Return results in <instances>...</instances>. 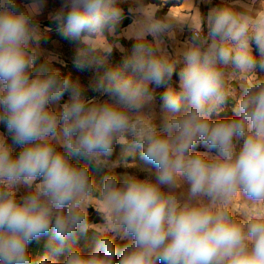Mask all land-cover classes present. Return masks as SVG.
<instances>
[{
	"label": "clouds",
	"instance_id": "9594fccd",
	"mask_svg": "<svg viewBox=\"0 0 264 264\" xmlns=\"http://www.w3.org/2000/svg\"><path fill=\"white\" fill-rule=\"evenodd\" d=\"M48 4L0 0V264H264V4L211 8L179 72L137 43L122 66L102 73L86 49L115 33L118 0ZM45 12L85 46L73 64L99 73L87 88L55 66L58 57L38 63ZM166 27L149 26L143 39ZM174 73L178 87L162 94L158 117L149 86ZM230 97L233 115L213 119ZM117 144L123 151L113 159ZM137 150L150 174H118L137 167L128 161ZM92 166L108 170L101 183ZM90 207L102 223H89ZM89 228L98 239L85 252L74 241ZM49 234V251L34 259L29 245Z\"/></svg>",
	"mask_w": 264,
	"mask_h": 264
},
{
	"label": "rangeland",
	"instance_id": "374dc122",
	"mask_svg": "<svg viewBox=\"0 0 264 264\" xmlns=\"http://www.w3.org/2000/svg\"><path fill=\"white\" fill-rule=\"evenodd\" d=\"M138 1L146 3L149 0H118V3L123 10H126L127 9L126 5L128 3H137ZM157 1H160V0H157ZM161 1H165V4L168 5V3L170 2L177 3L178 0H161ZM55 6H56V0H49L48 11H51ZM128 18L129 17L126 16V18H123L121 22L123 23L125 20H128ZM53 23L54 22L50 21L48 18V12H45L44 15L39 17V25H40L41 33H42V40L40 43L41 51L44 50V54H51L53 56L58 57L60 61H63V64L65 61L66 62L65 66L60 63L59 64L55 63V66L60 68L63 74H70L73 79H78L81 83H83L85 86L88 87L97 78L99 73L96 71L95 67L91 69L78 70L73 64V58L75 54L78 51L84 49L85 46L77 42H73V41L66 39L63 36L60 30V27L56 29L53 28V25H52ZM117 40H118L117 36H115L113 33L99 40L94 49H86L87 55L90 59H93V60L99 59L103 61V65L105 66H103L100 69V73L103 72L105 67L107 68V67H110L111 65H121L122 66L124 60L132 54L133 49H134V44L136 45V43H138V40H132L130 43L129 42L127 43V41L126 42L123 41V44L126 46V51H127L125 54H122L119 52H111L109 54L103 50L104 46L101 44L102 41L104 42L108 41L111 45L114 46L115 44L114 42H117ZM144 44L149 46L147 42ZM182 67H183L182 63H176V72H179ZM260 74L264 75V73H260ZM169 86L178 87V76L175 73L173 74L172 79L171 81L168 82V84L164 86H160V87H157L154 84L149 86V94L152 97L151 104L155 112L157 113L158 117L162 114L161 96L166 91L167 87ZM231 88L233 90L234 95L239 93V86L237 87L235 86ZM88 92H89V96L93 95V93L90 90ZM63 99L66 101L67 95ZM230 100L234 102L233 103V106H234L235 100L233 98H230ZM212 118L218 119L220 118V116L217 117L214 114ZM198 150L203 151L205 149L201 147V148H198ZM122 151H123L122 146L117 144L114 148L113 159L118 158L121 155ZM128 161L129 163L135 162L137 167L127 168V169L124 167L117 168L116 172L118 174H123L125 172H134L140 177H145L150 174L149 169H151L152 166L145 164L144 161L140 159V154L138 150L135 152L134 155L128 157ZM88 212H89V217H92V219H94L92 221H89L90 224L94 225V224L102 223L101 216L93 208L90 207L88 209ZM97 218H99L100 220L99 222H95V219ZM96 234L97 233L95 232L93 228H89L87 230V235L82 236V237H79V236L77 237V239L74 241V246L80 247L85 252L91 251L95 245V241H96L95 238L97 236ZM48 236L42 237L38 242L35 241V245H34L35 247L31 248L29 246L34 259H38L39 256L42 255L45 251H49L48 246L51 241V236L49 239L47 238ZM116 240L121 241L119 237H117ZM56 258L62 260L63 255L58 256Z\"/></svg>",
	"mask_w": 264,
	"mask_h": 264
},
{
	"label": "crops",
	"instance_id": "0c3cea01",
	"mask_svg": "<svg viewBox=\"0 0 264 264\" xmlns=\"http://www.w3.org/2000/svg\"><path fill=\"white\" fill-rule=\"evenodd\" d=\"M229 2H231V0H178L177 3L170 2L168 5L165 4V1L161 0H149L146 3L141 1L137 3H128L126 5L127 9L124 10L123 17H129L128 20H125L128 21V23L124 25L118 33L117 30L115 31L114 35L117 36V42H114V46L108 41H102L101 44L103 46L105 44L110 46L112 48L111 52L125 54L127 51L123 41H127V43H130L132 40H138V43L147 42L157 54H166L173 62L182 63L181 55L191 36L190 30L195 28L201 18L206 16L211 8ZM244 2L248 3L250 0H244ZM260 3L264 4V0H260ZM162 8L165 10L163 11ZM160 22L167 25L165 31L155 38L152 35H147V38L143 39L146 29ZM49 55L51 54H44V50H42V55L38 63L46 60ZM65 64L66 62L64 61L62 65L65 66ZM228 72L231 73V70L229 69ZM239 84L240 77L232 75L230 78V87H237ZM85 87L87 88V86ZM87 95H89V92H87ZM230 98L229 101H231ZM64 101L63 99L61 103ZM228 109L231 111L232 106L229 108V104L226 103L224 111ZM5 131L4 126L0 124V132ZM18 150L17 148L16 151Z\"/></svg>",
	"mask_w": 264,
	"mask_h": 264
},
{
	"label": "trees",
	"instance_id": "16d2710c",
	"mask_svg": "<svg viewBox=\"0 0 264 264\" xmlns=\"http://www.w3.org/2000/svg\"><path fill=\"white\" fill-rule=\"evenodd\" d=\"M164 10H165V9H163V11H164ZM127 23H128V21H124L123 23H120V24L118 25V27H117V32H119L120 29H121L124 25H127ZM52 25H53V28H54V29H56V28L59 27L56 23H53ZM50 30H51V29H50ZM111 66H112V65H111ZM105 68H106V67H105ZM230 102H232V101H229V100H228L229 108H230L231 106H233V102H232V103H230ZM232 115H233V114H232V111H230V109H228V110L224 111L223 113H221V116H220V117H222V116L231 117ZM81 162H83V161H81ZM90 171H91L93 177L95 178V180L97 181V183H101V182L103 181V178L105 177V175L108 174V170H107L106 168H97V167H95V166H92V167L90 168ZM92 220H94V219H92V217H89V221H92ZM99 221H100L99 218L95 219V222H99ZM85 235H87V231L78 234L79 237H82V236H85ZM96 235H97V236H96L95 240L98 239V234H96ZM50 236H51V234H50L47 238L49 239ZM83 238H84V237H83ZM115 242H116V244H117L119 247H122V246L126 243V241H124V240H121V241L116 240ZM34 245H35V241H33L29 246H30L31 248H33V247H35ZM118 257H119V254H118V256H117V259H118Z\"/></svg>",
	"mask_w": 264,
	"mask_h": 264
},
{
	"label": "built area",
	"instance_id": "2783aa9c",
	"mask_svg": "<svg viewBox=\"0 0 264 264\" xmlns=\"http://www.w3.org/2000/svg\"><path fill=\"white\" fill-rule=\"evenodd\" d=\"M193 30H194V29H191V30H190V33H191V34H192V31H193Z\"/></svg>",
	"mask_w": 264,
	"mask_h": 264
}]
</instances>
